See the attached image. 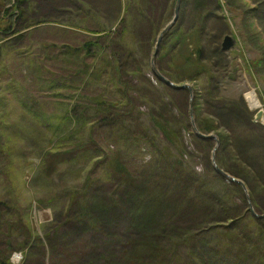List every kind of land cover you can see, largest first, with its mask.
Wrapping results in <instances>:
<instances>
[{"label": "rangeland", "instance_id": "obj_1", "mask_svg": "<svg viewBox=\"0 0 264 264\" xmlns=\"http://www.w3.org/2000/svg\"><path fill=\"white\" fill-rule=\"evenodd\" d=\"M116 1L113 0V3L108 5L105 10L101 6L102 0H46V3L39 2L32 19L49 20L50 23L30 28L29 32L19 40H16L14 36L7 38V41L0 38L1 45L6 44V47L13 45L19 47L23 52L8 59L5 56V60L9 64L8 71L0 66L2 68V70L0 69V251L4 252L2 258L5 257L12 264H43L38 263L40 260L42 262L44 260L38 248L34 252L35 255L26 257L29 250V246L26 245L27 229H30L33 236H42V239H45V234L52 225L53 219L61 217L62 207L68 199L70 190L82 185L86 173H90L93 179L105 176V173L110 170L107 162L110 155L121 150L123 161L133 174L142 173L145 169L143 164L149 159L146 144L138 146L132 152L126 143H118L115 129L101 123L92 129L97 144L93 145L85 154V151L78 149L77 145L80 143H75L81 139H87L91 129L90 123L81 126L76 118L70 122L63 119L68 110L66 107H73L77 103H90L89 98L96 96L104 89L105 92L107 90L106 97L109 99L120 95L119 91L122 86H117L115 68L108 62L114 58L113 54L115 55L116 71H119L117 67L119 61H122L129 74L127 78L134 84V88L129 94L138 98L136 100L134 97V100L138 110L143 113L138 114V119L142 123L148 121V125L152 129H157L163 147L167 146L174 153H178L180 152L179 143L191 153L194 152L196 157L194 161L190 162L192 166L200 170V173L209 168V156L204 145L196 144L187 129H183V131L182 128L180 129L181 121L183 124H187L184 123V120L188 118L191 119L193 127L190 91L188 90V93L175 92V86L166 84L160 76L161 74L170 81V78L161 71L164 62L158 60V55L153 61L159 34L172 20L166 16L169 5L174 3V0H146L143 3V6L146 4L144 10L136 17L137 21L133 28L125 24L118 25V11L114 8ZM219 1L225 5L223 14L227 17V26L229 25L226 35H231L236 40L235 46L229 50L230 55L224 58V65H227L224 66L226 71L219 75L217 81L220 84V94L228 98H238L243 95L255 114L263 111L262 121L259 123L264 125V80L260 78V64L262 55L264 56V20L259 27L252 28L257 32H262L260 36H257L261 46L246 43L247 32L244 28L256 22L249 9L252 10L259 6L262 0H237V6L232 9L233 11L228 6L227 0ZM5 2L6 7L13 5V0H0V10L4 9ZM35 2L33 1V5ZM49 3L57 4L56 7L61 8L62 11L51 10L52 5ZM62 3L65 5L60 6L59 4ZM196 4L197 2L194 6L189 4L192 11L189 12V16L187 13L184 22H195ZM203 4L204 7L211 5L213 8L215 0H203ZM16 11L17 7L13 5L10 13ZM215 13L219 14L221 18L215 20L216 24H211L214 28L224 26L222 10L217 8ZM69 23L75 27L65 25ZM191 23H187L186 29L191 28ZM104 26L107 29H104ZM16 27L25 29L27 24H20L17 21ZM120 29L123 31L120 32ZM99 30L107 31L102 34L106 37L101 38V43H109V45L103 55L104 60L101 56L102 53L84 58V62L91 65V70H97L96 64L101 65L103 69L97 75L100 79L93 81L80 71L77 72L80 65L84 64L81 56L75 53L71 56L63 54L61 45L66 43L72 47L81 46L85 40L96 38L95 32ZM114 30L118 33L116 37V33H111ZM221 31L224 33V28ZM110 33L113 35L111 38ZM185 35H188L187 38L190 37L192 40L191 33ZM160 47L158 54L161 50ZM117 54L120 55V58ZM5 60L3 58V62ZM92 63L96 67L92 66ZM152 64L155 65V68ZM55 77L59 80V86L53 89L50 87V80ZM112 81H114L113 85H111ZM185 83L191 84L188 81ZM205 83V77L196 81V84H199L202 89V93H204ZM55 92L61 95L54 94ZM251 92L259 101L258 105L251 102ZM161 98L170 102L163 116L171 126H175L174 128L182 136L178 141L173 137L172 140L165 139L163 130L156 127L154 119L150 116L152 107ZM156 107L158 108V106ZM158 112L156 110V116H158ZM87 115L88 122L95 117L93 110H87ZM193 115L195 118V111ZM128 121L132 123L131 120ZM222 124L227 131H232L226 125L225 117H222ZM52 125H61L62 129L66 130L65 132H56ZM73 128L77 129V136L71 142L63 136L69 135ZM251 146L252 142L249 150L248 146H244V150H248L246 153L248 159L245 157L243 159L258 167L259 174L264 177V141L258 142L252 152ZM219 149L220 141L217 154ZM221 149L225 152V160L231 165L232 152L229 151L231 147L226 146ZM57 152L61 153L52 155ZM212 156L211 153V160ZM57 159L60 161L58 162ZM185 168H189V166H185ZM151 175L150 173L146 176ZM239 180L245 184L243 180ZM253 185L254 191L256 189L264 197V188L256 186V183ZM113 186L114 181L107 179L103 188L110 191ZM190 187L196 192L195 186ZM172 189L173 186L167 187L169 193ZM248 192L250 193V190ZM245 193L247 194V192ZM180 197L175 199L172 194H166L167 200L175 199L176 204L181 203L183 198ZM235 197L237 201H241L239 194H235ZM101 198L106 200L105 196H101L99 199ZM247 202L249 203V200ZM117 205L114 220L110 223L111 226L107 232L90 231L82 240L80 234H77L79 230L76 226L66 225L64 227L61 234L63 241L67 239L66 243L77 244L80 242L82 245L84 242L88 243L87 246H84L90 257L83 256V250L79 248L78 251H75L73 261L78 264H106L108 259L119 261V264L122 262L126 248H131L128 239L130 237L133 239L137 235L133 234V229L128 230L124 225V218L132 213L135 206L129 199H122ZM168 210L169 213L175 211L173 208ZM209 210L208 205L202 203L196 207L191 206V210L186 216L192 220V223H195L198 218L199 220L203 219L201 216L203 212L207 214ZM254 218L258 219V217ZM206 236L207 234H200L199 238ZM211 238L215 239L213 236ZM187 252L185 246L180 247L179 253L183 256V263L189 261ZM19 256L20 260L17 259ZM249 256L253 258L254 254L249 253ZM56 257L59 264L63 263L62 261H65L68 256L57 254Z\"/></svg>", "mask_w": 264, "mask_h": 264}, {"label": "trees", "instance_id": "obj_2", "mask_svg": "<svg viewBox=\"0 0 264 264\" xmlns=\"http://www.w3.org/2000/svg\"><path fill=\"white\" fill-rule=\"evenodd\" d=\"M33 1L36 0H13V5L17 7V11L14 13H10L13 5L6 7L5 2L4 9L0 10V38L2 37L3 41H7V38L13 36L19 40L29 32L30 28L50 23L49 20L32 19L37 11L38 3H46V0H40L33 5ZM102 1L103 3L100 4L104 10L113 3V0ZM145 1L117 0L114 8L118 11V25L125 24L133 28L137 21L136 17L144 10L146 4L143 6V3ZM236 1L227 0L231 10L237 6ZM176 2L177 0H174L167 10L166 18L170 20L174 16ZM196 2L195 22H184L187 13L189 16V12L192 11L189 4L194 6ZM50 5H52L51 10L62 11L61 8L56 7L57 4ZM59 5L62 6L65 3ZM182 6L179 21L164 37L160 47L158 60L164 62L161 71L170 78V81L179 86L185 84L186 81L191 82L194 87L193 110L199 131L219 136V153L217 154L216 151L218 165L227 173L243 180L250 193L246 194L239 183L231 182L217 172L211 160V153L213 154V150L217 146L216 141L198 136L191 126V119L184 120V123L187 124H183L181 121L180 129L182 128V131L187 129L196 144L204 145L209 156V168L200 173V170L192 166L190 162L194 161L196 154L191 153L179 143L180 152L178 153H174L167 146L163 147L157 129H152L148 125V121L142 123L138 119V114L143 113L136 106L135 96L132 97L129 94L133 90L134 84L127 78L129 74L122 61H119L117 67L119 71H116L115 55L113 54L114 58L108 62L115 68L117 86H122L119 91L120 95L109 99L106 97L107 90L105 92L104 89L96 96H91L90 103H77L73 107H66L68 110L63 119L70 122L76 118L81 126L90 123L91 129L87 139H81L75 143H80L77 145L78 149L85 151V154L93 145L97 144L92 129L101 123L115 129L118 143H126L132 152L138 146L146 144L149 159L143 164L145 169L142 173L133 174L123 161L121 150L110 155L109 161H107L110 170L105 173V176L93 179L90 173H86L82 185L70 190L68 199L62 207L61 217L53 219L52 225L45 234V239H42V236H33L30 229H27L26 245L29 246V250L26 257L35 255L34 252L38 248L44 257L43 262L40 260L38 263L58 264L56 255L62 254L68 257L59 264H78L73 261L75 251L80 248L83 250V256L90 257V254L85 251V246L88 243L84 242L85 246L80 242L77 244L66 243L67 239L65 241L61 239L64 227L66 225L76 226L79 230L77 234H80L81 239L90 231L107 232L111 226L110 223L114 220L117 204L122 199H129L135 207L132 213L124 218V225L128 230L133 229V234L137 235L133 239L131 237L128 239L131 248H126L120 264H245L246 262L264 264V221H262L264 217H258L256 220L254 218L256 216L250 210L247 202L249 195L255 211L259 214L264 213V197L256 189L254 191L253 185L256 183V186L264 188V177L259 174L258 167L243 159L247 158L246 153L250 149L251 142L252 152L258 142L264 141V125L255 121L256 114L249 107L243 95L238 98H228L220 94V84L217 81L219 75L226 71L224 66L227 65H224V58L230 55L229 51H224L222 48L223 38H225L226 29L229 27V25L227 26V17L223 14L225 5L219 0H215V6L212 8L211 5L204 7L203 0H182ZM217 8L222 10L224 26L214 28L212 24H216L215 20L221 18L219 14L215 13ZM65 9L64 11H66ZM249 12H252L256 22L244 27L247 32L245 41L249 45L261 46L257 36H260L262 32H257L255 29L264 20V0L259 6L252 10L249 9ZM17 21L20 24H27V28L16 27ZM187 23H191L190 29H186ZM65 25L75 27L71 23ZM254 27L255 29H252ZM222 28H224V33L221 31ZM104 29L107 28L104 26ZM123 29H120V32ZM106 32V30L95 32L97 37L85 40L81 46L72 47L64 43L61 45V51L69 56L74 53L78 54L83 62L85 57L102 53L101 56L104 60L103 55L109 43H101V38L106 37V35H102ZM111 33H116L115 37L118 34L115 30ZM111 33L109 34L110 38L113 37ZM186 33H191L192 40L190 37L187 38ZM17 53H23L19 47L13 45L6 47V44L1 45L0 42V66L8 71L9 64L6 62L5 56L8 59ZM117 56L120 58V55L117 54ZM108 62L106 63L108 64ZM92 66H97V70H91V65L84 62L77 72L80 71L96 81L100 79L97 75L103 69L101 65L96 64L95 66L94 63ZM202 77L206 79L204 93H202L199 84H196V81ZM260 78L264 80L263 55L260 64ZM113 83L114 81L111 82V85ZM58 86V78L50 80L51 88L55 89ZM174 88L177 93L189 92L188 89ZM54 94L61 95L58 92ZM135 99L138 100L137 97ZM148 100L150 101V99ZM169 103L161 98L152 107L150 116L154 119L156 127L163 130L165 139L172 140L173 137L178 141L182 136L174 128L175 126H171L163 116ZM87 110H93L95 114V117L89 122L87 121L89 119ZM156 110L159 111L158 116H156ZM222 117H225V123L232 130L231 132L223 126ZM128 120H131L132 123H129ZM52 126L56 132H65L66 130H63L61 125ZM257 132L259 133L257 134ZM76 136L77 129L73 128L71 133L63 138L67 137L69 141L73 142ZM226 146L231 147L229 150L232 152L231 165L225 160V152L221 149ZM244 146H248V150H244ZM57 160L60 161V159ZM185 166H189V168H185ZM150 173L151 176H146ZM107 179L114 181V186L110 191L103 188ZM170 186H173L171 193L167 190V187ZM190 186H195L197 193ZM166 194H172L175 199L181 196L183 199L180 204H176L175 199L167 200ZM235 194L240 195L241 201L236 200ZM101 196H105L106 200L99 199ZM202 203H206L210 210L207 214L203 212L202 220L198 218L195 223H192L186 214L191 210V206L196 207ZM171 208L175 211L169 213L168 209ZM184 209L189 210L183 211ZM200 234H207V236L199 238ZM211 236L215 239H212ZM207 237L209 238L207 239ZM181 246H185L188 251L189 261L186 263H183V256L179 253ZM249 253H253L254 257L251 258ZM3 254L4 252L0 251V264H12L5 257L2 258ZM106 264H119V261L108 259Z\"/></svg>", "mask_w": 264, "mask_h": 264}, {"label": "water", "instance_id": "obj_3", "mask_svg": "<svg viewBox=\"0 0 264 264\" xmlns=\"http://www.w3.org/2000/svg\"><path fill=\"white\" fill-rule=\"evenodd\" d=\"M181 6H182V0H177L176 5H175V10H174V16L172 18V20L164 27V29L160 32L159 37H158V41H157V45H156V51L153 57V61L155 60V57L158 55L159 52V47L161 45V42L163 41L164 37L167 35V33L177 24L179 17H180V11H181ZM236 44V40L231 36V35H226L223 42H222V48L225 51H229L232 47H234ZM153 67L155 68V65L152 64ZM159 74V73H158ZM161 78L164 80V82L168 85H172L178 88H183V89H188L191 93V100H190V105H191V118H192V125H193V129L196 132V134L198 136H200L201 138H205V139H213L216 140V144L217 146L214 148L213 150V156H212V163L214 165V167L216 168L217 172L220 173L221 175L225 176L229 181L231 182H237L239 184L242 185V187L244 188V190L247 192L248 194V189L246 187V185L240 181L239 179H236L234 176H232L231 174L227 173L226 171H224L217 163V159H216V151L219 145V137L216 134H205V133H201L196 125V120L194 118V110H193V96H194V87L192 84L190 83H185L183 85H175L173 84L171 81H169V79L163 77L160 74ZM262 117H263V111H259L256 114V118L255 121L256 122H260L262 121ZM248 200H249V205L251 208L252 213L256 216V217H264L263 215H259L255 209L253 208V203L251 202L249 195H248Z\"/></svg>", "mask_w": 264, "mask_h": 264}, {"label": "bare ground", "instance_id": "obj_4", "mask_svg": "<svg viewBox=\"0 0 264 264\" xmlns=\"http://www.w3.org/2000/svg\"><path fill=\"white\" fill-rule=\"evenodd\" d=\"M250 100L254 105H258V100L254 97L253 92L250 93Z\"/></svg>", "mask_w": 264, "mask_h": 264}]
</instances>
